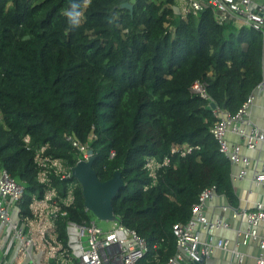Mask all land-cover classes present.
<instances>
[{
	"label": "trees",
	"instance_id": "trees-1",
	"mask_svg": "<svg viewBox=\"0 0 264 264\" xmlns=\"http://www.w3.org/2000/svg\"><path fill=\"white\" fill-rule=\"evenodd\" d=\"M134 5L133 13L123 9ZM81 12L73 26L67 13ZM174 0H0V168L24 186L22 214L42 198L35 153L73 169L89 146L101 182L120 172L113 200L117 222L149 247L141 264H164L177 252L175 224H187L202 192L215 188L238 206L231 163L211 129V103L235 115L262 83V34L218 25L210 10L181 21ZM166 24L174 27L172 32ZM204 82L209 100L191 93ZM29 136L30 143H25ZM199 147L161 169L154 182L148 159L173 146ZM114 153V157H112ZM61 197L74 187L67 216L56 217L66 245L67 223L93 222L76 179L53 177Z\"/></svg>",
	"mask_w": 264,
	"mask_h": 264
},
{
	"label": "built area",
	"instance_id": "built-area-1",
	"mask_svg": "<svg viewBox=\"0 0 264 264\" xmlns=\"http://www.w3.org/2000/svg\"><path fill=\"white\" fill-rule=\"evenodd\" d=\"M177 7V17L185 21L189 16H197L204 10L212 11L218 25L232 24L238 28L246 26L262 34L264 44V0H174L171 8ZM166 26L174 32L172 25ZM264 84L258 86L263 89ZM191 93L209 100L206 85L197 81L191 87ZM252 103V96L243 104L237 114L222 113L214 109L219 121L211 129V134L219 145V151L231 163L242 164L245 168L249 159L241 155L239 146H230L225 140L227 131L240 133V126L245 124V114ZM66 141L79 150L81 160L90 158L88 144L69 136ZM30 143V138H25ZM258 143H264V133L252 128L248 149L254 150ZM48 147H42L35 153V164L39 170L38 180L44 186L42 198L34 196L29 206L31 215H24L21 203L24 196V186L18 183L6 169L0 168V264H141L149 251L147 242L137 232L128 229L117 221L109 231H104L93 221L89 225H80L69 221L67 223L68 242L64 245L56 234V217L67 216L66 208L75 201L74 187L70 186L65 197H61L53 185V177L60 180L75 179L72 169H69L61 159L47 155ZM199 147L188 144L173 146L170 155L162 161L148 159L145 169L150 178L157 180L158 172L171 166L173 156L186 157ZM112 153V157H114ZM80 160V161H81ZM246 174L242 170L241 177ZM264 182V175L257 178V184ZM217 195L215 188L202 192L199 202L192 208V217L187 224H175L173 234L176 238L177 252L164 264H195L212 252L210 245L201 249L199 235L195 232L198 224L203 228L208 226L207 219L202 215L205 203ZM245 217L248 230L243 234L242 243L258 239L257 226L264 222V207L256 206L251 211L234 215ZM214 228H228V224L220 221L212 225ZM54 234V235H52ZM227 242H219L217 248L225 249ZM264 248V242L262 244ZM256 264H264L259 258Z\"/></svg>",
	"mask_w": 264,
	"mask_h": 264
},
{
	"label": "crops",
	"instance_id": "crops-1",
	"mask_svg": "<svg viewBox=\"0 0 264 264\" xmlns=\"http://www.w3.org/2000/svg\"><path fill=\"white\" fill-rule=\"evenodd\" d=\"M262 73L264 84V44ZM244 119L245 124L240 126L239 134L229 130L225 136L228 144L239 146L241 155L250 161L246 168L242 164L231 167V181L238 199V206H233L225 196L219 194L205 203L202 215L207 219L208 226L203 228L198 224L195 229L200 238L201 249L206 245L212 248L211 254L205 257L203 264H256L259 258L264 259V248H262L264 222L259 223L256 228L258 239L243 245L242 238L248 230V222L243 216L234 218L237 211L239 213L251 211L258 205L264 207V182L257 184V178L264 175V143H258L254 150L247 148L252 128H257L264 133V87L257 88L253 92L252 103ZM242 170H246V174L241 177ZM218 221L228 224V228L211 227ZM221 241L227 242L225 249L217 248Z\"/></svg>",
	"mask_w": 264,
	"mask_h": 264
},
{
	"label": "water",
	"instance_id": "water-1",
	"mask_svg": "<svg viewBox=\"0 0 264 264\" xmlns=\"http://www.w3.org/2000/svg\"><path fill=\"white\" fill-rule=\"evenodd\" d=\"M121 7L133 13L134 5L132 3H124ZM174 11L178 14L177 7ZM211 108L216 109V104L212 102ZM88 153L90 158L87 161H79L72 169L73 177L82 188L84 207L86 211L92 213L100 221L116 222L117 218L114 214L113 200L124 186L122 175L120 172H116L110 180L101 182L93 169L94 152L90 150ZM204 262L205 258H202L200 263L195 264H203Z\"/></svg>",
	"mask_w": 264,
	"mask_h": 264
},
{
	"label": "clouds",
	"instance_id": "clouds-1",
	"mask_svg": "<svg viewBox=\"0 0 264 264\" xmlns=\"http://www.w3.org/2000/svg\"><path fill=\"white\" fill-rule=\"evenodd\" d=\"M79 5L73 4L72 10L67 13L70 23L73 26H77L80 23L81 12L78 11Z\"/></svg>",
	"mask_w": 264,
	"mask_h": 264
},
{
	"label": "rangeland",
	"instance_id": "rangeland-1",
	"mask_svg": "<svg viewBox=\"0 0 264 264\" xmlns=\"http://www.w3.org/2000/svg\"><path fill=\"white\" fill-rule=\"evenodd\" d=\"M93 220L97 224V226L100 227L101 229H103L104 231H109L114 225L113 222L100 221L95 217H93ZM52 235H54V234H52Z\"/></svg>",
	"mask_w": 264,
	"mask_h": 264
}]
</instances>
